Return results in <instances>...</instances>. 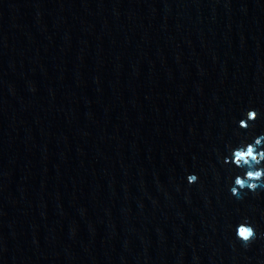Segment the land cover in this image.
<instances>
[{"label": "water", "instance_id": "1", "mask_svg": "<svg viewBox=\"0 0 264 264\" xmlns=\"http://www.w3.org/2000/svg\"><path fill=\"white\" fill-rule=\"evenodd\" d=\"M256 140L264 0H0V264H264Z\"/></svg>", "mask_w": 264, "mask_h": 264}, {"label": "clouds", "instance_id": "2", "mask_svg": "<svg viewBox=\"0 0 264 264\" xmlns=\"http://www.w3.org/2000/svg\"><path fill=\"white\" fill-rule=\"evenodd\" d=\"M260 143V140H256L253 146L245 145L236 155L237 165L246 169L244 177L235 180V184L238 185L241 190L245 187L250 190L255 189L258 186L257 182L264 185V180H262V178H264V167H259V165L264 162V151L253 155ZM249 239H251V237H249Z\"/></svg>", "mask_w": 264, "mask_h": 264}]
</instances>
